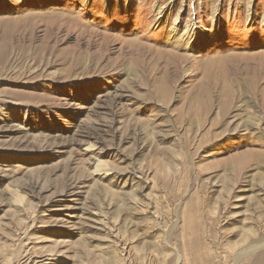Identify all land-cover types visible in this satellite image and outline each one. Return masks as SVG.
<instances>
[{"label":"rangeland","instance_id":"rangeland-1","mask_svg":"<svg viewBox=\"0 0 264 264\" xmlns=\"http://www.w3.org/2000/svg\"><path fill=\"white\" fill-rule=\"evenodd\" d=\"M0 264H264V0H0Z\"/></svg>","mask_w":264,"mask_h":264},{"label":"bare ground","instance_id":"bare-ground-1","mask_svg":"<svg viewBox=\"0 0 264 264\" xmlns=\"http://www.w3.org/2000/svg\"><path fill=\"white\" fill-rule=\"evenodd\" d=\"M194 28V26H192V28L191 29H193ZM191 31V30H190ZM192 33V32H191ZM190 35V34H189ZM210 99V98H209ZM201 104H203V105H201ZM200 105H201V108L200 109H202L203 111L204 110H207L208 109V107H207V105L208 104H210V103H208V102H206V103H201ZM209 106V105H208ZM231 126V125H230ZM98 171V170H97Z\"/></svg>","mask_w":264,"mask_h":264}]
</instances>
